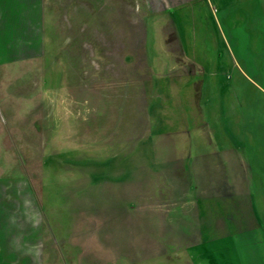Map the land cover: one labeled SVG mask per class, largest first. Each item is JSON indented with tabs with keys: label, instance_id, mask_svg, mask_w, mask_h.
<instances>
[{
	"label": "rangeland",
	"instance_id": "1",
	"mask_svg": "<svg viewBox=\"0 0 264 264\" xmlns=\"http://www.w3.org/2000/svg\"><path fill=\"white\" fill-rule=\"evenodd\" d=\"M0 264H264V0H0Z\"/></svg>",
	"mask_w": 264,
	"mask_h": 264
}]
</instances>
